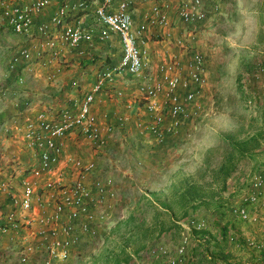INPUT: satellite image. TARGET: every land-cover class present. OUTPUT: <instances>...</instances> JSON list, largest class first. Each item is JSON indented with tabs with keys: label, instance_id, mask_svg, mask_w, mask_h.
Masks as SVG:
<instances>
[{
	"label": "built area",
	"instance_id": "1",
	"mask_svg": "<svg viewBox=\"0 0 264 264\" xmlns=\"http://www.w3.org/2000/svg\"><path fill=\"white\" fill-rule=\"evenodd\" d=\"M132 2L0 0V27L32 41L17 47L6 62L16 82L23 80L32 59L48 67L46 78L52 79L63 66L74 67L72 61L78 65L86 58L85 85L83 76L70 80L74 89L56 107L34 110L29 98L15 90L0 91L2 96L10 93L12 107L22 114L13 122V137L28 152L15 181L9 171L0 179V238L17 244L13 264H66L83 239H96L115 223L110 215L117 200L112 178L100 175L92 157L82 159L70 146L104 149L115 129L130 120L133 101L144 115H134V127L157 145L200 116L197 100L203 95L207 68L192 40L209 8L203 0H151L141 21L134 23ZM113 36L117 50L110 47ZM104 48L116 56L91 59L96 49ZM263 74L264 66L257 63L250 76L258 81ZM125 76L136 80L135 85L128 86ZM100 94L123 100L126 111L97 116L94 104ZM254 100L253 95L247 99L249 107ZM262 211L264 163L251 173L226 217L247 223ZM178 225V240L171 249L162 243L147 246L132 264H188L192 231H207L209 224L204 216L188 213ZM226 234L235 243L234 231L228 227ZM247 244L258 251L264 248L253 240Z\"/></svg>",
	"mask_w": 264,
	"mask_h": 264
},
{
	"label": "rangeland",
	"instance_id": "2",
	"mask_svg": "<svg viewBox=\"0 0 264 264\" xmlns=\"http://www.w3.org/2000/svg\"><path fill=\"white\" fill-rule=\"evenodd\" d=\"M203 1L209 8L207 17L197 27L192 40L194 48L203 54L207 68L203 95L197 100L200 116L184 123L164 143L157 145L134 127V115L140 119L144 115L138 108L140 104L133 101L130 120L115 129L104 149L94 152L86 145L70 146L80 158L92 157L100 175L112 178L117 200L110 211L115 220L113 231L105 236L100 232L96 239H83L78 253L66 264H132L133 257H139L147 246L162 243L171 249L178 240V223L188 213L204 216L212 236H216L220 224L231 225L236 241L230 243L226 236L223 244L227 258L218 264H256L258 250L239 246L244 245L243 236L250 231L255 234L253 241L264 245V229L258 231V227L229 220L226 209L245 192L251 173L264 163V74L258 81L250 76L257 63L264 66V0ZM175 26L182 30L178 22ZM147 34L154 38L152 33ZM22 45H32V41L0 27V91L15 90L29 98L34 110L56 107L74 89L69 85L70 80L80 77L77 73L67 77V70L73 67L63 66L62 72L47 79L49 68L32 59L30 69L22 72L23 80L15 82L6 70V62ZM149 45L154 48L152 43ZM85 76L80 78L82 85H85ZM124 79L128 86L136 83L127 76ZM252 95L255 102L249 107L247 99ZM13 101L9 92L5 96L0 94V179L3 171H9L15 181L20 174L18 167L25 166L28 152L13 137V122L22 117L12 107ZM94 111L101 117L103 113L113 115L126 110L123 100L100 94ZM251 135L256 136L258 147L233 158L228 164L233 170L222 181L218 170L225 163L229 141ZM186 183L194 184L200 195L185 206L193 210L182 216V207L174 201L175 190ZM193 243L192 238L190 259ZM16 245L0 238V264L15 262ZM115 258L119 259L118 263ZM151 264H160V261L153 260Z\"/></svg>",
	"mask_w": 264,
	"mask_h": 264
},
{
	"label": "trees",
	"instance_id": "3",
	"mask_svg": "<svg viewBox=\"0 0 264 264\" xmlns=\"http://www.w3.org/2000/svg\"><path fill=\"white\" fill-rule=\"evenodd\" d=\"M11 73V72H10ZM13 75L15 82L16 76L15 73H11ZM5 89H3L4 91ZM7 90V89H6ZM9 89L8 91H10ZM259 145L258 140L255 135L248 136L242 140H231L228 143L229 151L225 154L224 164L219 167V172L222 174L221 180L224 181L225 178L230 174L233 170V166L229 165L233 158H238L245 155L248 151H251L257 148ZM227 162V163H226ZM198 189L192 183H186L185 186L176 188L175 190V202H178L179 206L182 207V216L186 215L188 210H193V208H185L187 204H191V201L195 200V196H199ZM173 202V201H171ZM165 208H169L168 205L162 204ZM217 206V205H215ZM218 227L219 231L216 236H212L209 230L207 231H192V236L194 239V245L192 250V257H197L196 261L189 258L188 264H218L220 261H225L227 258L226 253L224 252V241L226 240V233L229 226L228 223L220 224ZM114 228H110L107 231H103V235H107L112 232ZM258 259L256 264H263L264 260V248L258 251ZM117 258H115L116 263H118ZM123 260H126L124 258ZM193 260V263H192ZM206 260V262H204Z\"/></svg>",
	"mask_w": 264,
	"mask_h": 264
},
{
	"label": "crops",
	"instance_id": "4",
	"mask_svg": "<svg viewBox=\"0 0 264 264\" xmlns=\"http://www.w3.org/2000/svg\"><path fill=\"white\" fill-rule=\"evenodd\" d=\"M150 3H151V0H133L132 6H131V15H132V19H133L134 23H137V22L141 21L142 14L148 8ZM176 21L177 20L175 19V22ZM176 32H178V31L176 30ZM115 39H116V36H113L112 44H110V47L114 48L115 46H118V43L116 42ZM152 44L154 45V43H152ZM109 49L110 50H108L107 48H104L103 50L102 49H99V50L96 49L95 52H93V55H92L91 59L95 58V57L101 58V57H103L105 55H107V56L111 55V57L116 56V54L113 53V49H111V48H109ZM110 52H112V53H110ZM155 53H157V51H155ZM79 61L81 62V64L75 65L73 67V70H71V68H70L68 70V73L66 74V75H68L67 77H69V75H70V77L74 76L76 73L78 74L79 77L83 76L82 72L84 71L83 68H84V64H86V58L80 59ZM70 67H72V66H70ZM8 111H11V110H8ZM7 113L10 114V113H13V112H7ZM260 213L261 214H256V219L254 221L243 223V224L250 225L251 227H258L257 228L258 231H262L264 229V212L262 211ZM250 226H249V228H250ZM213 231L214 230H212V232ZM258 233H261V232H258ZM244 235L245 236H243V237H245L246 240L244 242V245L240 244V246H239L240 248L243 247V246L248 248L247 242L249 240H254V238H255V234H252L251 231L249 233H245ZM258 257L259 256H257L256 260L258 259ZM3 264H5V263H3ZM263 264H264V260H263Z\"/></svg>",
	"mask_w": 264,
	"mask_h": 264
}]
</instances>
